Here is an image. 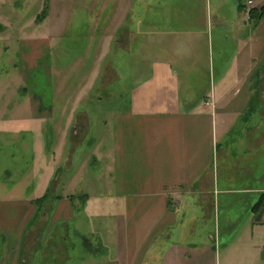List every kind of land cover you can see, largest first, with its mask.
<instances>
[{"label": "crops", "instance_id": "crops-1", "mask_svg": "<svg viewBox=\"0 0 264 264\" xmlns=\"http://www.w3.org/2000/svg\"><path fill=\"white\" fill-rule=\"evenodd\" d=\"M125 1L128 18L134 0ZM238 1L239 9L227 0H140L138 23L145 37L139 50L153 56L150 73L133 89L130 106L113 125L105 124L106 135L88 138L94 124L81 108L82 114L69 123L74 125L73 147L58 176L98 165L93 171H103L106 182L96 191L107 194L84 193L77 199L50 193L41 207L36 200L44 195L0 199V264H42L36 259L39 250L27 260L23 254L27 239L36 236L33 226L42 220L43 228L51 227L50 235L58 227L64 231L61 241L73 244L64 264L74 255L75 264H86L76 250L79 240L89 235L101 241L105 253L91 264H264V213L258 220L253 209L264 194V171H259L255 186L229 188L212 170L220 139L249 123L251 81L255 69L264 65V16L250 18V10L261 9L264 0L251 6L249 0ZM229 5L236 9V19L220 16L215 23L210 18L207 24L196 23L202 11L204 16ZM149 12L162 22L143 29ZM128 33L132 39V31ZM231 35L240 47L238 59L234 56L229 67L224 64L216 78L211 49L216 44L223 55ZM98 77L96 83L102 81ZM207 78L211 83L202 91L204 98L192 103L196 92L191 88ZM257 112L263 117L260 107ZM86 140L92 153L79 160L74 150ZM259 155L260 149L255 158ZM56 159L55 152L53 166ZM233 194L242 195L238 206L227 200ZM96 202L100 206L93 210V221H102L98 228L104 229L83 233L75 222ZM107 224L114 225L112 231L103 227Z\"/></svg>", "mask_w": 264, "mask_h": 264}, {"label": "rangeland", "instance_id": "rangeland-1", "mask_svg": "<svg viewBox=\"0 0 264 264\" xmlns=\"http://www.w3.org/2000/svg\"><path fill=\"white\" fill-rule=\"evenodd\" d=\"M232 1L239 9L240 1L227 0V3ZM125 2L0 0L1 200L25 199L28 195L35 200L47 189L49 196L50 193L75 195L77 199L84 193L91 196L107 194L105 190L96 191L98 184L106 182L103 171H93L98 165H85L82 171H63L60 179L58 176L67 151L73 147L74 125L69 126L70 121H76L82 109L87 110L94 124L88 138L106 135L105 124L113 125L115 117L130 106L133 89L150 73L153 56L139 50L145 37L140 34L142 27L141 22L138 23L140 0H134L128 18L123 9ZM43 9L46 10L45 17L37 19ZM236 9L229 5L217 11H206L204 16L202 11L200 22L196 23L207 24L209 18L215 23L220 16L236 19ZM154 16L148 13L143 29L162 22V19L157 22ZM173 21L170 26L174 25ZM129 30L133 33L132 39L127 37ZM230 42L223 55L219 54L216 44L211 49L214 58L211 69L216 78L224 64L225 68L229 67L235 62L234 56L237 58L236 47L240 50L237 39L231 35ZM99 74L102 81L96 83ZM210 83L207 78L202 80L200 87L194 85L191 88L196 92L192 103L204 98L202 91L209 88ZM251 83L254 102L246 116L249 123L235 127L221 138L215 151L213 173L222 186L229 188L255 186L259 171H264V96L261 95L264 91V65L255 69ZM259 107L263 117L254 113ZM78 137H74L75 141ZM90 143L86 140L79 144L74 156L79 160L89 159L92 153ZM259 149L260 155L255 158ZM55 152L57 159L53 166ZM245 171H252L253 175ZM241 199L240 194L227 197L236 206ZM205 201L208 202L209 197ZM98 206L96 202L90 208L85 207L79 223L75 222L83 233L95 234L104 229L98 228L102 221H93L96 216L93 210ZM43 222H37L34 230L31 229L32 235L36 236L27 239V245L23 247L24 259L39 250L37 262L64 264L73 244L61 241L64 231L58 227L53 226L50 235L51 227L43 228ZM113 226L107 224L103 227L112 231ZM88 237L84 236L90 240V245L79 240L76 252L84 256L86 264H91L101 260L105 253L101 250L100 240L92 235ZM75 259L77 255L69 264H75Z\"/></svg>", "mask_w": 264, "mask_h": 264}, {"label": "trees", "instance_id": "trees-1", "mask_svg": "<svg viewBox=\"0 0 264 264\" xmlns=\"http://www.w3.org/2000/svg\"><path fill=\"white\" fill-rule=\"evenodd\" d=\"M45 15H46V10L43 9L42 12L37 16V19L42 20L45 17ZM263 16H264V6L261 9H259V10L256 9V8H253V9L250 10V18L251 19L255 18L256 20H260ZM253 98H254V96H253ZM253 102H254V99H252L251 105H253ZM49 192L50 191H47L44 194V196H42L41 198L36 200V202L38 203L39 207H41L42 204L45 202V200L48 198ZM253 209L256 211V215H257L256 218L258 220H260L261 217H262V214L264 213V194L261 195V197L259 198V201L255 204V207ZM83 240H85V242L87 244H89V241H90L89 239L83 238Z\"/></svg>", "mask_w": 264, "mask_h": 264}, {"label": "built area", "instance_id": "built-area-1", "mask_svg": "<svg viewBox=\"0 0 264 264\" xmlns=\"http://www.w3.org/2000/svg\"><path fill=\"white\" fill-rule=\"evenodd\" d=\"M253 3H254V0H249V1H248V5H250V6H251Z\"/></svg>", "mask_w": 264, "mask_h": 264}]
</instances>
